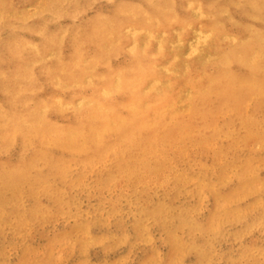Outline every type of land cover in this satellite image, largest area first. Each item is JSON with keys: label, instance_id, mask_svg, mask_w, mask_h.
<instances>
[{"label": "rangeland", "instance_id": "rangeland-1", "mask_svg": "<svg viewBox=\"0 0 264 264\" xmlns=\"http://www.w3.org/2000/svg\"><path fill=\"white\" fill-rule=\"evenodd\" d=\"M0 264H264V0H0Z\"/></svg>", "mask_w": 264, "mask_h": 264}]
</instances>
